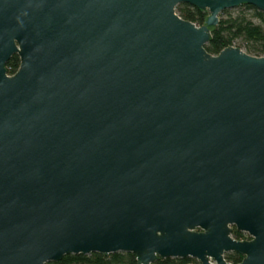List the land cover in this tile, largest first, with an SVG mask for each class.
<instances>
[{
    "label": "water",
    "instance_id": "1",
    "mask_svg": "<svg viewBox=\"0 0 264 264\" xmlns=\"http://www.w3.org/2000/svg\"><path fill=\"white\" fill-rule=\"evenodd\" d=\"M241 4L0 0V264H264V54L204 47Z\"/></svg>",
    "mask_w": 264,
    "mask_h": 264
},
{
    "label": "trees",
    "instance_id": "2",
    "mask_svg": "<svg viewBox=\"0 0 264 264\" xmlns=\"http://www.w3.org/2000/svg\"><path fill=\"white\" fill-rule=\"evenodd\" d=\"M174 10L182 19L188 17L197 26H201L207 16V12L200 11L185 3L176 5ZM225 44H237L236 46L243 48L245 52L264 54V12L247 4L237 6L234 13H230L228 9L221 11L218 15L217 24L210 30L209 41L204 44V47L215 55ZM18 67L19 57L14 54L6 63V71L9 74L17 70ZM224 258L230 263L240 260L236 253H228ZM177 261L178 259L166 258L153 264H182L185 262ZM47 264L136 263L133 253L116 252L106 255L100 253L65 255L60 261Z\"/></svg>",
    "mask_w": 264,
    "mask_h": 264
},
{
    "label": "flooded vegetation",
    "instance_id": "3",
    "mask_svg": "<svg viewBox=\"0 0 264 264\" xmlns=\"http://www.w3.org/2000/svg\"><path fill=\"white\" fill-rule=\"evenodd\" d=\"M229 229H230L229 237L235 238V237L238 236V237H237L238 239H250V236H249L247 233L237 231V230L234 228V226H232V225L229 226ZM237 238H235V239H237ZM228 253H235V252H226V253L223 254V257H224L226 254H228ZM236 254H237V253H236ZM237 255H239V254H237ZM239 257H240V259L242 258L240 255H239ZM163 259H166V258H156V259L154 260L153 263L158 262V261L163 260ZM170 259H178L177 262H179V261H185V262H188V263H191V264H198V263H199V261H198L196 258H192V257H185V258H170ZM153 263H152V264H153Z\"/></svg>",
    "mask_w": 264,
    "mask_h": 264
},
{
    "label": "rangeland",
    "instance_id": "4",
    "mask_svg": "<svg viewBox=\"0 0 264 264\" xmlns=\"http://www.w3.org/2000/svg\"><path fill=\"white\" fill-rule=\"evenodd\" d=\"M230 11V13H234L236 11V7L235 8H232V9H228ZM224 16V15H223ZM197 26V25H196ZM237 44H235L236 46ZM242 50H244L243 48H240Z\"/></svg>",
    "mask_w": 264,
    "mask_h": 264
},
{
    "label": "built area",
    "instance_id": "5",
    "mask_svg": "<svg viewBox=\"0 0 264 264\" xmlns=\"http://www.w3.org/2000/svg\"><path fill=\"white\" fill-rule=\"evenodd\" d=\"M223 259L225 260V258L223 257ZM199 264V263H198Z\"/></svg>",
    "mask_w": 264,
    "mask_h": 264
}]
</instances>
